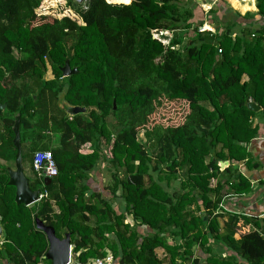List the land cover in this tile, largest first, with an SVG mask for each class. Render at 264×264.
Listing matches in <instances>:
<instances>
[{
  "label": "trees",
  "instance_id": "16d2710c",
  "mask_svg": "<svg viewBox=\"0 0 264 264\" xmlns=\"http://www.w3.org/2000/svg\"><path fill=\"white\" fill-rule=\"evenodd\" d=\"M58 1L60 13L45 20L43 0H0L4 264H50L37 218L70 234L77 264L108 254L114 264H264L263 233L236 239L238 216L216 213L224 195L251 191L237 165L256 167L247 147L258 135L253 118L264 124V22L243 24L213 5L204 16L211 0ZM205 21L214 32L198 30ZM65 61L76 72L63 77ZM60 96L85 112L67 116ZM16 115L22 164L32 170L33 154L50 150L57 168L49 182L28 178L46 194L29 206L8 184ZM174 115L182 122L168 121ZM98 162L110 173L108 197L88 185Z\"/></svg>",
  "mask_w": 264,
  "mask_h": 264
},
{
  "label": "crops",
  "instance_id": "0c3cea01",
  "mask_svg": "<svg viewBox=\"0 0 264 264\" xmlns=\"http://www.w3.org/2000/svg\"><path fill=\"white\" fill-rule=\"evenodd\" d=\"M220 1L221 0H211L210 4H201L200 9L205 10L204 16L207 15L209 7L211 8L212 5L213 6L216 5V7H219L221 9L220 11H223V12L225 11L228 12L227 9L230 8L232 10L231 14L235 13L236 17L238 14L239 15L238 20L242 21L243 24L250 23L251 21H255L259 25L263 23L264 17L259 14L258 7L256 5L257 3L256 0H224L227 3L226 8L222 7L221 6L222 4H219ZM239 2H241L243 5H239ZM247 14H251L252 17L245 19L244 16H246ZM46 75H45L46 78L52 77L51 72H50V77H47ZM253 124H258V135L256 138H254L250 142L247 149L250 152L251 160L256 164V167L247 168L245 164L243 163L237 165V168L239 169V171L242 172V174H244L246 178L248 179V181L250 182L251 191L248 193L242 194L240 196H235L231 194L224 195L221 201L219 202L216 213H221L224 215L221 221L226 220V216H228V214L230 213L235 214L238 216V221L236 223L237 227L239 226L240 228L245 230V232H248L250 230H258L262 232L264 235V124L261 122L259 116L253 118ZM223 162L224 161L220 163L221 166L223 165L225 166L229 164L227 161H226L227 163L225 164ZM0 164H3L1 160H0ZM13 168L14 167H12L11 169ZM24 170H25V165L23 164V171ZM95 172L96 171L90 174V179L88 180V185L91 191L100 193L101 195L108 197L104 193V191L108 192V189H106L105 187L107 183L104 184V177L102 176L101 173H95ZM96 174L98 175L94 178ZM112 203H113V208L116 211L119 210L120 205L122 204L120 199L113 200ZM125 216L129 217L128 214H126ZM130 225H132V223H130ZM141 229H142V232L145 231L144 227L143 228L141 227ZM63 237L64 235L59 238H63ZM72 248L73 246L71 245L69 264H77L76 259L74 257H76L78 253L74 254L72 252ZM157 250L164 252L162 248H157ZM2 252H3L2 242H0V264H4L6 262V260L2 256ZM44 258H45V255H44ZM90 263L91 262L89 261L87 264H90ZM43 264H47V263L43 262Z\"/></svg>",
  "mask_w": 264,
  "mask_h": 264
},
{
  "label": "water",
  "instance_id": "95a60500",
  "mask_svg": "<svg viewBox=\"0 0 264 264\" xmlns=\"http://www.w3.org/2000/svg\"><path fill=\"white\" fill-rule=\"evenodd\" d=\"M81 2L82 0H76ZM264 22V18H263ZM161 41L166 43L170 39V35L168 32H162L158 35ZM62 76L66 77L76 72V69H71L68 61H65L64 66L61 69ZM60 107L66 112L67 116H73L78 113H84L86 107L82 106H69L62 99V96L59 98ZM115 102H113V109H115ZM247 107L252 111H259L260 106H258L255 102L249 101L247 102ZM5 104H0V109H4ZM13 145L16 148V158L14 161V168H8V176L9 181L8 184L15 188V196L14 201L17 204H24L25 206H29L38 201L39 196L41 194L40 189L32 190L28 183V178L24 174L23 164H22V155H21V144H20V136H19V116H15L14 124H13ZM227 163L226 161L223 162ZM44 181L49 182V178H44ZM206 220V217L203 218ZM36 228L42 231L45 234L48 248L45 252V259L50 261V264H69L70 262V234L65 233L63 238H59L55 230L52 226L45 225L43 221L40 219H35ZM4 229L2 224L0 223V242L4 240Z\"/></svg>",
  "mask_w": 264,
  "mask_h": 264
},
{
  "label": "rangeland",
  "instance_id": "374dc122",
  "mask_svg": "<svg viewBox=\"0 0 264 264\" xmlns=\"http://www.w3.org/2000/svg\"><path fill=\"white\" fill-rule=\"evenodd\" d=\"M113 1V0H112ZM43 2H44V8L41 10V13H43V19H45V20H52L54 17H56L59 13H60V11L58 10V8H59V5H58V0H43ZM109 2V1H108ZM219 4H222L221 6L222 7H225L226 8V2L224 1V0H221L220 1V3ZM239 5H243L241 2H239ZM247 5H248V3H247ZM216 6V5H215ZM220 10L218 9V12H219ZM223 13V11H220V14L219 15H221ZM232 15H234V16H232ZM232 17H235V18H237L236 17V14L235 13H232ZM42 21V19L41 20H39L37 23H40ZM212 28H214V25H210ZM167 32H169V31H167ZM170 33V32H169ZM49 70L50 69H48V72H47V77H50V72H49ZM177 115H174V116H172V118H169L168 119V121H173V122H175V124H179L180 122H182V118L181 117H178ZM108 123H109V128L111 129V126L113 125V119L111 118V117H109L108 118ZM113 130H115V128L113 127L112 128ZM137 138H138V140L140 141V142H143L144 141V138H143V134L140 132L139 134H138V136H137ZM54 140V139H53ZM3 163V162H2ZM11 165V164H10ZM24 165H25V170H24V174L26 175V177L27 178H29V179H33L34 178V174H33V172H32V170H31V167H30V164H29V162L26 160L25 161V163H24ZM98 168H97V171L95 172V173H101L102 174V176L104 177V184H106V183H108V181H109V178H110V173H109V171L105 168V164L104 163H99L98 162ZM221 165V164H220ZM224 167V165L223 166H221V168H223ZM98 174H96L95 176H94V178L97 176ZM180 178H183L182 176H180ZM30 180V181H31ZM214 182L215 181H211L210 182V184H211V186H214ZM39 187H42V185L41 186H39ZM38 189H40V188H38ZM104 193L107 195V196H109V193L107 192V191H104ZM129 215V217H127V216H125V219H124V221L126 222V223H132L133 224V219L131 218L132 216L130 215V214H128ZM126 217H127V219H126ZM227 217V216H226ZM129 223V224H130ZM244 232H245V230H243L242 228H240L239 226L237 227V225H236V230H235V235H234V237L236 238V239H238L242 234H244ZM246 233V232H245ZM210 242L209 243H211V246H212V248H214V251L215 250H218V245H219V242L217 241V240H213V239H210L209 240ZM156 255H157V257H158V259H162V260H165V258H164V256H165V252H163V251H158V250H156ZM166 257V256H165ZM202 258H204V256L202 255ZM202 264H204V263H202Z\"/></svg>",
  "mask_w": 264,
  "mask_h": 264
},
{
  "label": "built area",
  "instance_id": "2783aa9c",
  "mask_svg": "<svg viewBox=\"0 0 264 264\" xmlns=\"http://www.w3.org/2000/svg\"><path fill=\"white\" fill-rule=\"evenodd\" d=\"M105 1L108 3L107 0H105ZM209 8H208V10H209ZM214 29L215 28H212L206 22H204L198 28V30L200 32H203V31L214 32L215 31ZM162 32H167V31H162ZM162 32H160L159 34H161ZM158 35H156V37H158ZM169 35L171 37V33H169ZM218 52H220L219 49H218ZM31 166H32L33 174L36 175L38 178H49V179H51L53 177H56V175H57L56 164L54 162V159L52 157V153L50 150L36 151L33 154ZM45 195H46L45 193L44 194L41 193L39 196V199ZM113 261H114L113 257L110 254H108L105 258H94V259H92L90 261L91 262L90 264H113L114 263ZM39 264H43V261H40Z\"/></svg>",
  "mask_w": 264,
  "mask_h": 264
}]
</instances>
